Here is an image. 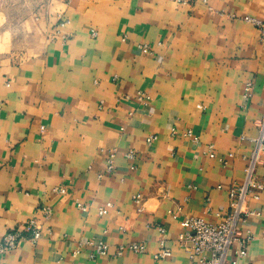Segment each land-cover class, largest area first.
Instances as JSON below:
<instances>
[{
    "label": "crops",
    "instance_id": "crops-1",
    "mask_svg": "<svg viewBox=\"0 0 264 264\" xmlns=\"http://www.w3.org/2000/svg\"><path fill=\"white\" fill-rule=\"evenodd\" d=\"M245 15L264 18V0H0V238L42 228L0 264H199L182 221L229 211L264 113V39ZM255 176L263 190L245 209L261 215L244 224L241 264H264L263 163ZM92 239L108 253L72 255ZM133 242L146 251L118 254ZM162 246L172 254L158 260Z\"/></svg>",
    "mask_w": 264,
    "mask_h": 264
},
{
    "label": "built area",
    "instance_id": "built-area-1",
    "mask_svg": "<svg viewBox=\"0 0 264 264\" xmlns=\"http://www.w3.org/2000/svg\"><path fill=\"white\" fill-rule=\"evenodd\" d=\"M179 3H188L190 0H176ZM208 6L212 0H202ZM243 19L246 22L254 25L264 39V18H257L250 15H245ZM63 25L64 23L61 22ZM92 35L96 36L95 30ZM144 52H148L147 46L141 47ZM254 84L252 81L246 82L244 86V95L251 97L253 95ZM264 108V102H263ZM172 135H180L193 142H198L199 138L195 135L192 129L178 130L176 127L172 128ZM157 135H150L147 142L151 143L156 140ZM254 148L249 157V164L247 167V177L243 184L234 186L229 192L230 208L227 213L218 212L215 222H209L201 217L191 216L182 221V225L187 229V232L181 236L180 241L185 251L188 253L191 260L197 261L199 264H241V259L248 255L250 242L253 236L250 230L246 229L244 224L251 215H261L258 209L246 210L245 204L249 196L259 199L260 192L263 186L256 179V168L260 163L264 164V113L259 123V135L253 139ZM107 164L105 172L110 173L115 170L116 151L110 150L108 152ZM210 156H214L212 146H209ZM129 159L135 158V152L130 150L125 155ZM226 163V161H225ZM60 191V188H58ZM134 201L139 205L138 210L142 211L143 197L140 194L134 196ZM209 201V199H208ZM82 210H86L87 206L78 203ZM112 203H107L105 207L100 209V214H106ZM43 213L45 217H49L52 213L51 208L44 207ZM161 233H165L164 227H160ZM31 231V236H27L26 232ZM42 236V228L36 219H31L26 223L23 229L10 230L0 238V254H5L8 251L14 250L21 240L26 238L37 242ZM163 242V241H162ZM84 246L93 248L96 255H105L109 251V244L103 240H87L80 242L78 248L73 252L76 256ZM125 249H129L134 253H144L147 249L145 243L133 242L126 246H119L117 252L121 254ZM171 250L165 246L155 254V258L163 260L171 257Z\"/></svg>",
    "mask_w": 264,
    "mask_h": 264
}]
</instances>
